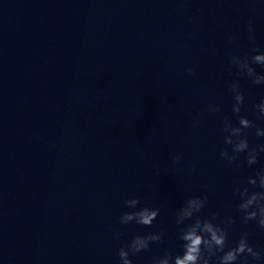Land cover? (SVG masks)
<instances>
[{
    "label": "clouds",
    "instance_id": "obj_1",
    "mask_svg": "<svg viewBox=\"0 0 264 264\" xmlns=\"http://www.w3.org/2000/svg\"><path fill=\"white\" fill-rule=\"evenodd\" d=\"M247 31L249 33L248 39L253 45L249 53L243 58L239 56H232L230 58V65L237 69V74L241 77L247 76L252 84L260 85L264 84V74L257 73L253 65H260L264 67V52H259L255 46V30L252 20L247 23ZM186 74L192 75L195 72V67L190 66L185 69ZM229 92L233 93V107L232 111L237 114L239 126H234L228 118L222 120L223 131L226 133L224 141L226 145L231 146V154L227 148L220 152V157L233 164L237 160V154L247 153L246 162L248 165L257 163L258 155L260 152H264V144L258 146V148H249V141L244 129L255 128L256 135L258 137H264V128L257 127L253 121L249 120L245 116L238 115L241 111V107L244 105V94L240 91L238 82H233L228 85ZM261 116H264V99L260 103L255 105ZM220 105H209V112H219ZM198 121H193V126H196ZM181 155L176 154L172 157L174 165L179 164ZM259 178V186L264 188V170L256 173ZM248 184L252 186L257 185V179L255 177L248 178ZM234 191L238 192L242 201L238 204V211L243 213V219L245 222L255 220L257 224L264 229V192H252L249 193L247 187L237 186ZM208 197L192 196L189 197L184 206L178 211L176 224L178 227L183 225L185 220L193 219L194 221L183 227H180V239L183 243V254H177L173 257L171 252H165V254L153 260L152 264H210V258L216 256L217 253H223L218 257L219 264H235V262L243 257L241 264H248V256H251L253 260H261L262 255L259 251H256L248 242L247 234L241 235L239 241L234 247L225 251L227 246L228 232L227 229L222 227L219 223H213V219H201L197 216L201 212L207 202ZM141 200L139 197L127 199L124 204L125 207L131 209H137ZM251 209V210H250ZM159 208L142 207L139 210L131 212H124L120 217L122 224H127L130 221H135L139 225L151 227L153 221L159 215ZM228 225L235 223L231 217L226 218L225 221ZM122 233L118 230L114 232V238L119 239ZM163 237V233L150 232L146 235H136L131 241L119 248L118 256L120 264H132L129 258V253H139L141 251L148 250L150 242L157 243Z\"/></svg>",
    "mask_w": 264,
    "mask_h": 264
}]
</instances>
